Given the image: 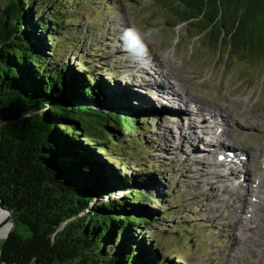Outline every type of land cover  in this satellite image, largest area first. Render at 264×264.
Wrapping results in <instances>:
<instances>
[{
    "label": "trees",
    "instance_id": "1",
    "mask_svg": "<svg viewBox=\"0 0 264 264\" xmlns=\"http://www.w3.org/2000/svg\"><path fill=\"white\" fill-rule=\"evenodd\" d=\"M92 2L0 0V197L14 214L0 264L181 260L162 257L161 244L153 246L146 234L171 213L146 205L157 201L145 189L155 170L148 164L129 175L120 159L135 147L123 134L145 124L144 95L92 68L81 71L86 64L73 62L75 53L61 54L75 46L68 28L75 9ZM164 6L174 18L170 27L188 23L218 49L226 43L228 56L264 51V0H164Z\"/></svg>",
    "mask_w": 264,
    "mask_h": 264
},
{
    "label": "rangeland",
    "instance_id": "2",
    "mask_svg": "<svg viewBox=\"0 0 264 264\" xmlns=\"http://www.w3.org/2000/svg\"><path fill=\"white\" fill-rule=\"evenodd\" d=\"M74 12L77 14L75 22L68 28L76 35L75 46L68 49L69 45H66L61 54L71 59L75 53L77 60L73 62L86 64L81 66V71L92 68L95 75L104 79L123 81L131 85V90L144 95L149 104L150 108L142 112L145 119L143 129L132 136L126 132L123 134L126 137L124 142L134 143L133 154L126 158L122 153L120 159L128 166L129 175L139 167L151 164L155 170L149 178L153 186L145 189L157 201L149 199L146 205L149 210H171L165 220L146 233L153 246L160 243L164 249L161 256H166V252L172 253L167 258L174 261L181 258L179 264H264V215L257 211L253 187L255 181L264 178V51L252 54L253 50L249 48L248 56L239 51L229 52L228 56L226 43L218 49L206 36L197 37V28L192 25L184 23L170 27L168 23L174 18L169 19L164 0H94ZM133 25L151 33L150 40L146 41V56L153 66L140 65L138 60L137 64L143 68H136L133 63L135 57L124 46L121 36ZM165 67L180 70L188 80L187 85L192 91L183 93L186 106L180 102H175L174 106L169 103L170 106H160L158 103L167 100L146 97L147 84L159 75L155 72H164ZM160 79L162 84L167 85L168 82L173 86L174 80L167 74L164 73ZM176 105L185 111H178L180 109ZM197 107L221 113L232 124L234 122L233 140L241 146L237 148L253 155L248 176L250 186L246 189L234 180L213 183L212 177L203 175L199 178L194 174L198 164L186 162L189 147L183 144L177 148L179 135L188 122L185 116H190L186 110L194 113ZM172 112L181 114L178 118L183 119L178 123L167 120L173 119ZM237 113L251 120L249 127L238 123ZM191 122L196 135L202 136V130L195 128L197 123ZM165 129L170 130L168 139L163 136ZM203 146L199 144L198 149ZM201 154L206 155L207 151ZM256 165L262 169L263 175L254 178L258 169ZM122 168L121 164L118 169ZM168 191L171 196H168ZM232 193L243 197L236 200ZM243 198L247 203L245 208L241 205ZM177 225L184 228L176 231ZM250 229L254 234L249 233ZM240 231L248 233V237L241 235ZM236 237H245L249 241L237 248L234 246ZM3 242L4 238H0V251Z\"/></svg>",
    "mask_w": 264,
    "mask_h": 264
},
{
    "label": "bare ground",
    "instance_id": "3",
    "mask_svg": "<svg viewBox=\"0 0 264 264\" xmlns=\"http://www.w3.org/2000/svg\"><path fill=\"white\" fill-rule=\"evenodd\" d=\"M148 60H150L149 56H148V58H147V56L143 57L140 60V65L142 63H144L148 66H153V64L150 65V63H153V62L148 61ZM133 63L135 64L136 68H138V67L143 68V66H140L137 64V63H139V61L136 58L133 60ZM181 67H183V66H181ZM144 68H145V66H144ZM164 70H163L164 72H161V73L159 71L155 72L159 75H156L155 78H152V80H150V82L147 84L149 90L148 89L146 90V92H147L146 97L147 96H149V97L153 96L154 98H158V100H159V98H162V100H167V102L158 103L160 106H164V105L165 106H170V105L174 106L175 102L183 103L186 106L187 102L184 101V99L182 97L183 93H184V91H187V93H190L192 91L191 86L187 85L188 80L184 78L185 76L181 75L180 70H178L174 67H172V68L165 67ZM164 73L167 74L170 78H172L174 80V82H172L173 86L168 84V82H167V85L164 83L162 84V79H160V77ZM132 75H136V74H132ZM191 102L193 103V101H191ZM188 103H190V102H188ZM155 104H157V103H155ZM183 104H180V105L184 106ZM180 105H176V106H179V109H180V110H178V109L177 110L178 111H185L182 107H180ZM199 107H197L195 109L196 111L194 113H192L190 110H186L190 114V116H185V120H187L188 122H187V125L184 126V128H183V132L180 133L181 135H179L180 143L177 145V148L178 149L181 148V146L183 144H185L186 146L189 147L190 153H189V155H187L186 162H192L193 164L194 163L198 164V168L195 170L194 174L199 175V178L203 177V175L207 176V177L208 176L212 177L211 179H214L213 183H217L218 180H221V182H224V180L225 181L234 180V181L238 182L237 185H240L242 187V189L243 188L246 189L247 187L250 186V184L248 182V176L251 173V171H250L251 167L249 168V166L251 164L250 161L253 157L252 153L248 154V152L246 153L243 150L238 149L241 146H239V143H237L235 140H233L234 133H235V132H232V129L235 127L234 122L232 124L230 119L227 117H224V115H222L221 113H213V111L209 110L206 107H204V109H203V107H202V109H200ZM178 115H181V114H174L173 113L172 117H171L173 119H167V120H173V122L178 123V120L183 119L180 117H179L180 118L179 119ZM196 117L199 119L197 120ZM236 119H238V121H239L238 123L241 122L242 127H249L250 126L251 120L247 117L242 116V114L241 115L238 114ZM191 121H194L197 123V124L195 123L196 124L195 128L201 129L202 130L201 132L204 136L203 135L198 136V134L196 135V130H194L192 128L193 124L191 125V123H192ZM184 124H186V122ZM191 134H195V136L193 135L194 137H191ZM163 136L166 139H168L170 136V130L165 129ZM231 138H232V140H231ZM226 141H229V142H226ZM202 142H204V143H202ZM198 143L204 145L201 150L198 149V146H199ZM202 151H204L205 153L207 151V154L202 155L201 154ZM262 155H264V154H262ZM253 167H254V165H253ZM257 167H258V169L255 170V172H254L255 174L253 175L254 178H255V176H259V174L263 175L262 169L259 168V166H257ZM259 177H261V176H259ZM224 186H225V188H228V185L224 184ZM253 187H254V198L257 200L255 202V205L257 207V211H259L261 213L263 212V215H264V202L263 203L260 202V201H264V198L262 197V196H264V178H262L258 181H255ZM232 194L236 195V197H235L236 200H239V199H241V197H243V195H240L239 193H232ZM241 205L243 206V208H245L247 205L246 201H244V198L241 201ZM0 221H4V223H6V224H4V225L2 224V226H0V238H2V237H5L7 235L9 229L11 228L12 222H11V220H9V214L7 212H4V211H1ZM240 221H239V224H240ZM240 225H242V224H240ZM239 226H237V228H239ZM231 228L233 229L234 227H231ZM245 229H246V227H245ZM251 230L252 229L249 230V233ZM240 234L241 235L244 234V236H246V238L248 237V233H245L244 231H240ZM251 234H254V232L251 231ZM240 239L241 238H238V237H236L234 239V246L237 248L242 247V245H244L247 241H249L248 239L246 241L245 237L241 240Z\"/></svg>",
    "mask_w": 264,
    "mask_h": 264
},
{
    "label": "clouds",
    "instance_id": "4",
    "mask_svg": "<svg viewBox=\"0 0 264 264\" xmlns=\"http://www.w3.org/2000/svg\"><path fill=\"white\" fill-rule=\"evenodd\" d=\"M151 33L142 31L133 25L124 30L121 39L125 48L137 59L141 60L148 53L146 41L150 40Z\"/></svg>",
    "mask_w": 264,
    "mask_h": 264
},
{
    "label": "water",
    "instance_id": "5",
    "mask_svg": "<svg viewBox=\"0 0 264 264\" xmlns=\"http://www.w3.org/2000/svg\"><path fill=\"white\" fill-rule=\"evenodd\" d=\"M1 211L7 212L9 214V220H11V222H12L11 228L9 229L7 235L5 237H2L5 239L9 235V233L12 230V227L14 225V214H13L12 210L5 205L4 201L0 197V215H1ZM2 224L4 225L6 223H4V221H0V226H2Z\"/></svg>",
    "mask_w": 264,
    "mask_h": 264
}]
</instances>
